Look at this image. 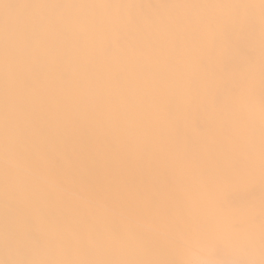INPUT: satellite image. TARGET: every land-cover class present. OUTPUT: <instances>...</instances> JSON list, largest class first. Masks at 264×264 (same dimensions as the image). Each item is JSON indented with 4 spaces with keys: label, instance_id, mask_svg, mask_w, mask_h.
Masks as SVG:
<instances>
[{
    "label": "bare ground",
    "instance_id": "obj_1",
    "mask_svg": "<svg viewBox=\"0 0 264 264\" xmlns=\"http://www.w3.org/2000/svg\"><path fill=\"white\" fill-rule=\"evenodd\" d=\"M0 264H264V0H0Z\"/></svg>",
    "mask_w": 264,
    "mask_h": 264
}]
</instances>
